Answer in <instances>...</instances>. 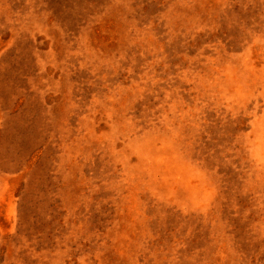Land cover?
Wrapping results in <instances>:
<instances>
[{
  "label": "rangeland",
  "instance_id": "374dc122",
  "mask_svg": "<svg viewBox=\"0 0 264 264\" xmlns=\"http://www.w3.org/2000/svg\"><path fill=\"white\" fill-rule=\"evenodd\" d=\"M0 264H264V0H0Z\"/></svg>",
  "mask_w": 264,
  "mask_h": 264
}]
</instances>
